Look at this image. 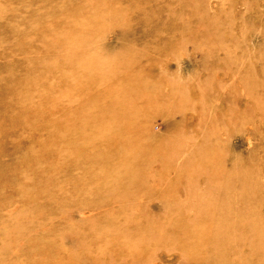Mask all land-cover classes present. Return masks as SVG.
I'll use <instances>...</instances> for the list:
<instances>
[{
	"label": "rangeland",
	"instance_id": "374dc122",
	"mask_svg": "<svg viewBox=\"0 0 264 264\" xmlns=\"http://www.w3.org/2000/svg\"><path fill=\"white\" fill-rule=\"evenodd\" d=\"M0 264H264V0H0Z\"/></svg>",
	"mask_w": 264,
	"mask_h": 264
}]
</instances>
